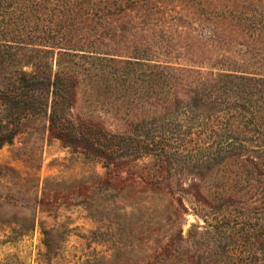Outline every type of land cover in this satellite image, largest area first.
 Masks as SVG:
<instances>
[{"label":"trees","instance_id":"1","mask_svg":"<svg viewBox=\"0 0 264 264\" xmlns=\"http://www.w3.org/2000/svg\"><path fill=\"white\" fill-rule=\"evenodd\" d=\"M177 1L197 14L163 0H0V148L23 120L44 114L50 135L93 140L104 161L147 159L131 174L143 194L161 192L173 168L186 170L207 194L193 196L205 226L186 242L205 250L189 264H264V72H213L232 61L226 54L208 69L159 60L179 59L176 39L188 31L224 45V23L251 38L234 53L264 69V0ZM14 58L32 71L8 73ZM82 87L107 100L121 127L72 113Z\"/></svg>","mask_w":264,"mask_h":264},{"label":"rangeland","instance_id":"2","mask_svg":"<svg viewBox=\"0 0 264 264\" xmlns=\"http://www.w3.org/2000/svg\"><path fill=\"white\" fill-rule=\"evenodd\" d=\"M163 2L177 12L197 14L177 0ZM247 10L251 13L253 6ZM219 31L224 45L190 40L195 36L188 31L187 39H176L180 45L173 52L179 59L159 60L208 69L212 60L226 54L232 61L213 72L263 74L253 61H242L234 53L235 47L241 48L237 43L251 40L247 33L224 23ZM24 64V59L14 58L7 72L30 73L34 63ZM38 97L48 101L47 94ZM75 101L72 113L84 123L121 127L120 115L89 87H82ZM91 141L53 137L46 115L39 114L23 120L20 133L0 148V264H189L190 257H201L205 247L192 245V239L186 242L205 226L193 199L199 191L207 198L199 182L175 167L161 192L143 194L131 174L147 159L133 163L112 156L104 161ZM104 162L110 164L108 175ZM176 248L182 249L179 256L172 255ZM169 255L171 259L163 258Z\"/></svg>","mask_w":264,"mask_h":264}]
</instances>
